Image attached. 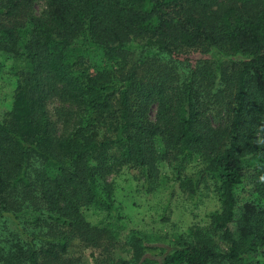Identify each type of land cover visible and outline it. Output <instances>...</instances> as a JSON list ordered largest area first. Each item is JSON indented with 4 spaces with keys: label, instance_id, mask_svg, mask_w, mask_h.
<instances>
[{
    "label": "trees",
    "instance_id": "1",
    "mask_svg": "<svg viewBox=\"0 0 264 264\" xmlns=\"http://www.w3.org/2000/svg\"><path fill=\"white\" fill-rule=\"evenodd\" d=\"M2 55L18 64L0 120V264H82L76 247L91 264H264V0H0V68ZM55 96L74 107L70 132L49 116ZM115 97V136L98 140L83 123ZM113 146L150 176L159 160L204 159L184 180L195 197L199 178L217 183L212 229L226 250L203 235L154 254L136 236L132 258L115 259L120 241L84 214L112 211L98 178L114 167L100 150ZM237 185L260 196L238 215Z\"/></svg>",
    "mask_w": 264,
    "mask_h": 264
},
{
    "label": "rangeland",
    "instance_id": "2",
    "mask_svg": "<svg viewBox=\"0 0 264 264\" xmlns=\"http://www.w3.org/2000/svg\"><path fill=\"white\" fill-rule=\"evenodd\" d=\"M43 7L42 1L33 4L36 13H39ZM188 56L192 63L202 57L199 53H191ZM1 60L0 120L11 107L16 79L14 70L18 64L7 55H2ZM107 66L109 69H116L112 62ZM152 73V69L148 68L137 76L141 81L142 79L147 81ZM72 107L63 103L57 96L47 102L49 116L55 122L59 134L70 132L73 127L76 117ZM146 115L154 122L156 102L149 107ZM217 118L223 120L224 113L219 112ZM118 119L119 103L115 97L104 115L92 124L88 122L89 118H86L83 125H87L88 131L95 133L98 140L111 139L115 136L113 125H118ZM100 154L105 157L106 163L114 164L105 177L98 178L99 189L104 190V186L107 185L111 191L112 211L91 206L84 210V214L91 224L107 226L120 241L112 251L115 259L132 258L131 242L136 236L154 244V248L147 249L149 253L154 254L159 253L164 246L181 247L185 243L201 239L203 235L215 245L217 250H226L219 231L212 229L211 217L220 211L217 183L209 176L199 178L200 194L195 197L190 184L184 180L185 176H195L198 172V177L201 176L200 170L205 166L204 159L196 155L190 161L183 162L173 160L169 163L166 160H159L157 174L150 176L146 170L132 164H121L118 158L119 148L116 146L100 150ZM234 195L237 215L243 210L244 204L260 200V196L250 190L248 185L235 186ZM75 250L82 264H91V250L80 247H76ZM94 253L98 254L97 251ZM141 264H155V262L149 260Z\"/></svg>",
    "mask_w": 264,
    "mask_h": 264
}]
</instances>
